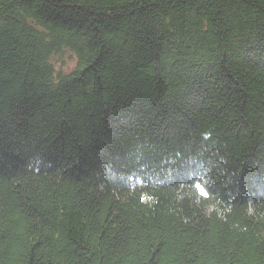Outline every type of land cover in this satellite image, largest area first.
<instances>
[{"label":"trees","instance_id":"1","mask_svg":"<svg viewBox=\"0 0 264 264\" xmlns=\"http://www.w3.org/2000/svg\"><path fill=\"white\" fill-rule=\"evenodd\" d=\"M0 264H264V0H0Z\"/></svg>","mask_w":264,"mask_h":264},{"label":"rangeland","instance_id":"2","mask_svg":"<svg viewBox=\"0 0 264 264\" xmlns=\"http://www.w3.org/2000/svg\"><path fill=\"white\" fill-rule=\"evenodd\" d=\"M75 62L76 61H75L74 57H72L68 54L65 58H63L62 64L65 66L66 72L74 67Z\"/></svg>","mask_w":264,"mask_h":264}]
</instances>
